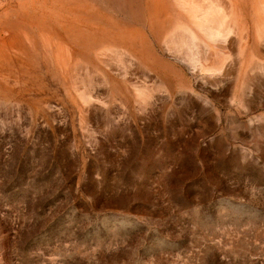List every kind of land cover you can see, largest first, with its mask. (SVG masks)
<instances>
[{
  "label": "rangeland",
  "instance_id": "obj_1",
  "mask_svg": "<svg viewBox=\"0 0 264 264\" xmlns=\"http://www.w3.org/2000/svg\"><path fill=\"white\" fill-rule=\"evenodd\" d=\"M0 264H264V0H0Z\"/></svg>",
  "mask_w": 264,
  "mask_h": 264
}]
</instances>
